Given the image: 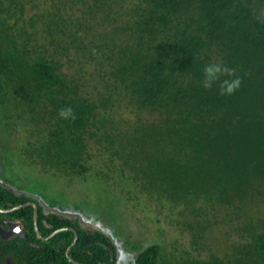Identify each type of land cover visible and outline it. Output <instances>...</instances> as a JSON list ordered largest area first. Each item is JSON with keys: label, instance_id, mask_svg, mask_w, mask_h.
Segmentation results:
<instances>
[{"label": "trees", "instance_id": "obj_1", "mask_svg": "<svg viewBox=\"0 0 264 264\" xmlns=\"http://www.w3.org/2000/svg\"><path fill=\"white\" fill-rule=\"evenodd\" d=\"M77 1L82 3V14L76 29L59 11L48 15L45 24L70 38V44L87 52L93 63L103 66L111 61L108 78L88 91L84 88L90 81L85 77L73 79L60 72L55 56H68L69 46L52 40L57 47L52 57L37 54L29 45L32 34L24 26L13 35L14 26L0 20V105L15 113L16 107L30 109V123L42 121L43 140L30 144L31 153L39 160L47 159L50 168L73 176L88 172L92 158L105 160L106 166L127 158L150 160L142 181L157 191V201L163 199L164 206L172 209L187 205L196 216L203 210L196 206L198 202L207 210L236 209L235 218L244 220L250 237L249 243L226 259L190 257L187 249L177 250L173 243L174 257L168 264H264V220L250 222L247 214L258 203L264 206V0H131L125 26L101 27L94 38L98 43L86 45L84 40L97 28L96 21L109 20L113 0ZM21 4L22 0H0V15L13 18ZM36 21L31 19L32 26ZM104 39L110 47L103 44ZM105 46L111 52L100 61ZM217 61L233 68L241 79L240 89L231 96L220 95L218 85L211 90L201 86L204 65ZM117 100L121 104H114ZM122 103L157 112L160 120L126 128L115 123L113 116L98 118L99 109L111 110ZM68 106L73 108L74 120L58 115ZM49 107L47 120L41 111ZM3 116L0 130L1 119L8 120ZM40 128L37 133L42 132ZM0 199L7 207L33 201L1 188ZM41 210L38 205L41 236L60 228H73L75 233L66 229L49 243L41 241L33 230V208H20L14 216L21 218L33 235L26 236L34 241L29 250L21 243L24 239L9 247L20 264H25L28 252L34 253V264H72L64 249L75 234L78 240L69 251L74 261L116 263V251L106 235L82 229L77 219L47 217ZM202 226L198 221L196 227ZM197 239L193 237L194 246ZM59 242L63 247L54 248ZM159 254L160 248L152 246L138 255L135 264H164V254Z\"/></svg>", "mask_w": 264, "mask_h": 264}, {"label": "rangeland", "instance_id": "obj_2", "mask_svg": "<svg viewBox=\"0 0 264 264\" xmlns=\"http://www.w3.org/2000/svg\"><path fill=\"white\" fill-rule=\"evenodd\" d=\"M130 1L113 0L110 3L109 20L106 18L105 22L100 17V20L96 21L97 28L86 36L85 45L88 41L98 43L94 38L98 31L103 30L101 27L125 26L128 21V14L125 11L130 9ZM133 1L135 3L137 0ZM21 5V11L15 9L17 13L13 18H8V14L0 15L2 22L14 26V30L10 31L11 34L16 35V32L24 26V29L32 34L29 40L30 47L37 51L35 53L43 52L45 56L52 57L54 49H57L52 40L69 46L67 52L69 57L55 56L61 63L60 72L69 77L73 76V79L85 77L90 81L84 88L86 91L94 88L98 81L101 83V79L104 81L108 78L111 61L103 62V66L99 62L93 63L88 59L87 52H81L77 45L70 44V38L57 33L45 24L48 23L46 19L48 15L59 11L63 19L70 21L76 29L77 21L82 14V3L77 0H22ZM32 18L37 20L34 26L31 24ZM99 21L101 24L105 22L104 26L99 25ZM17 41L21 43L22 39ZM102 41L110 47L108 40ZM107 47H104L103 53H105L100 61L110 54L111 51ZM2 99L3 92L0 90V102ZM119 103L117 100L114 104ZM50 108H43L41 111L47 120L51 117ZM15 109L16 113L0 105V116L11 117L10 120L8 117V120L1 119L3 127L0 130L2 131L0 171L4 174L5 184L15 190L14 193L28 197L39 196L38 198L47 206L44 208L51 209V212L64 215L66 218H78L82 229L105 233L115 251L119 253L118 257L116 255V264H135L138 255L152 246L160 248L159 255L164 254L162 262L168 264L174 257L173 243L177 250L187 249L190 257L209 260L214 255L226 259V255L233 257L234 249L250 242L244 220L238 221L235 218L236 209L215 207L213 210H207L206 205L198 202L196 206L202 207L203 210H199L200 215L196 216L187 205L177 204L172 209L168 205L164 206L163 199L157 201V191L149 188L145 180L142 181V176L147 174V167L151 165L150 160L144 163L138 159L140 157L127 158L118 162L110 161L109 166H106L103 164H106L105 160L100 163L101 160L92 158L88 163L90 170L82 176H73L50 168L47 159L39 160L30 151L33 150L30 148L32 142L43 140L45 131L40 128L43 126L42 121L40 123L35 121L37 124L30 123L32 110L30 112V109L19 107ZM98 111V118L113 116L115 123L126 128L160 120L157 112L126 106L123 103L120 106H113L111 110ZM37 126L42 130L40 134L36 132ZM26 204L28 203L23 207ZM254 206L247 212L251 216L250 222L264 220V206L261 203ZM208 220L212 221L210 225L207 224ZM198 221L204 226L197 228ZM188 224L191 226L189 227ZM195 236L199 238L196 246L193 245Z\"/></svg>", "mask_w": 264, "mask_h": 264}, {"label": "flooded vegetation", "instance_id": "obj_3", "mask_svg": "<svg viewBox=\"0 0 264 264\" xmlns=\"http://www.w3.org/2000/svg\"><path fill=\"white\" fill-rule=\"evenodd\" d=\"M2 181H4V183ZM5 182L6 181L4 180V174H2V172H1L0 173V188L5 189V190H7V191H9L15 195H18L17 193L13 192L15 190H13L10 187H7V183L5 184ZM38 197L33 196L32 197L33 201L27 202L28 204H26V206H25V207L31 206L33 208V218H34V207H33L34 205L36 206V210H37L36 213H38V205H39L42 208V210H41L42 213L47 215V217H49L51 214H53V215L59 216L60 218L61 217L66 218V216H64V215L62 216L58 213L51 212V209H45L44 207H47V206L45 205V203H42V200L39 199ZM0 201H2V199H0ZM23 205L7 207L6 204L0 202V264H20V260L18 258V255L15 254L14 250L10 251V249H9V247H13L14 245L20 243V239L21 240L24 239L21 241V243L24 246H26L28 250L32 246H34L33 239L26 236L27 234H29L30 236H33L32 233L29 231V229L25 228L21 218H19L18 216H14V212L19 210L20 208H22ZM48 206H49L48 208H50V205H48ZM36 226L38 228V223ZM33 227H34L33 230H34V233L36 235V238L41 240V241H45V242L49 243L50 240L54 237V236L50 237V235H52L54 232H52L51 234H49L47 236H40L41 234L37 235L36 230H35V225H34V219H33ZM16 229H19V231H16ZM62 229H65V230L68 229V230L74 231L73 228H60L57 230H62ZM74 233H75V231H74ZM104 235H105V233H104ZM77 240H78V238H77ZM77 240H76V242H77ZM73 243H74V239H73L72 243L66 249H64V254L68 258L69 262H71V260L74 261L69 256V251H70L71 247L75 245V243L74 244ZM63 245H64L63 242H59V243L55 244L54 248L60 249L61 247H63ZM67 251H68V256L66 255ZM28 253L30 255H28L26 253L25 264H34L36 262L35 261L36 258L34 256V253H32V252L31 253L28 252ZM118 254H119L118 251H116L117 257H118ZM117 257H116V263H117ZM21 260H22V258H21ZM74 262H76V261H74ZM21 263H23V262H21ZM38 263H40V262H38Z\"/></svg>", "mask_w": 264, "mask_h": 264}, {"label": "clouds", "instance_id": "obj_4", "mask_svg": "<svg viewBox=\"0 0 264 264\" xmlns=\"http://www.w3.org/2000/svg\"><path fill=\"white\" fill-rule=\"evenodd\" d=\"M200 83L205 90H211L214 88V86L218 85V92L220 95L231 96L240 89L242 82L240 77L235 74V70L233 68L227 67L224 63L217 61L210 62L204 65L202 69V80L200 81ZM58 115L61 119L64 120L75 119V114L71 106L61 108L58 112ZM76 219L78 220V218ZM63 230L65 229H62L61 231ZM16 231H19V229H16ZM37 231V235H40L38 228Z\"/></svg>", "mask_w": 264, "mask_h": 264}, {"label": "water", "instance_id": "obj_5", "mask_svg": "<svg viewBox=\"0 0 264 264\" xmlns=\"http://www.w3.org/2000/svg\"><path fill=\"white\" fill-rule=\"evenodd\" d=\"M34 207V225H35V230H36V233L38 234V231H37V213H36V206L34 205L33 206ZM59 231H61V230H57V231H55L52 235H50V237H52V236H54L55 234H57ZM77 238H78V236L75 234V238H74V243L76 242V240H77ZM73 243V244H74ZM66 255L68 256V251L66 252ZM71 260V259H70ZM71 262L73 263V264H79V263H77V262H74V261H72L71 260Z\"/></svg>", "mask_w": 264, "mask_h": 264}]
</instances>
